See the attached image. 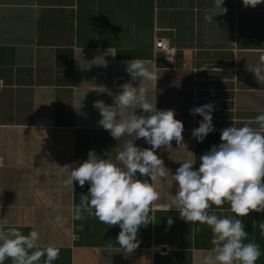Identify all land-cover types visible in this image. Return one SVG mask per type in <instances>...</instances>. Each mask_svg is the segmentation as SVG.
Returning <instances> with one entry per match:
<instances>
[{
  "label": "crops",
  "instance_id": "obj_1",
  "mask_svg": "<svg viewBox=\"0 0 264 264\" xmlns=\"http://www.w3.org/2000/svg\"><path fill=\"white\" fill-rule=\"evenodd\" d=\"M223 6L226 14L207 22L214 0H0V220L7 221L5 229L15 227L25 235L37 230L38 248L60 249L53 264H200L213 247L212 231L186 222L175 209L167 211L177 189L173 175L189 159L198 170L199 158L221 143L222 129L242 127L264 114V81L253 74L264 55V3L253 8L243 0H224ZM157 38L177 48L174 62L156 52ZM135 58L150 62L160 76L149 99L158 110H175L186 146L173 140L172 148L157 149L167 176L155 182L160 199L149 212L155 223L140 227L139 247L125 254L117 243L118 225L86 212V219H72L90 185L77 181L65 187L69 170L63 167L83 162L90 150L115 160L131 139L116 141L99 126L102 117L93 103L113 105L121 85L139 87L140 79L132 81L124 63ZM208 103L214 105L215 131L197 142L192 130L202 117L190 110ZM135 112L143 114L139 108ZM249 126L259 130L255 122ZM135 144L151 147L143 138ZM137 179L152 183L139 173ZM209 213L234 215L227 202L212 205ZM242 222L245 242L254 241L261 251L255 264H264L259 228L264 212H250Z\"/></svg>",
  "mask_w": 264,
  "mask_h": 264
},
{
  "label": "clouds",
  "instance_id": "obj_2",
  "mask_svg": "<svg viewBox=\"0 0 264 264\" xmlns=\"http://www.w3.org/2000/svg\"><path fill=\"white\" fill-rule=\"evenodd\" d=\"M261 3L264 0H243L245 7L255 8ZM223 4L224 0H214V10L205 15V20L212 22L214 16L226 14ZM124 63L131 80L140 79L139 87L125 83L120 86L122 91L113 97V105L97 100L93 107L102 117L99 126L116 141L125 135L131 139L117 152L115 160L108 158V154L103 158L90 150L86 160L63 168L69 170L65 187L72 188L77 181L81 187L86 183L90 185L87 194L80 195L79 205L73 207L72 219L82 221L86 219V212L103 224L118 225L121 231L117 243L125 254H132L139 247L140 227L155 223V217L149 216L151 206L160 199L155 182L167 176L157 149L172 148L173 140L177 145L185 144L184 125L175 118V110H158L156 102L149 99V92L153 86L156 88L160 77L150 67V62L135 58ZM253 74L257 80L264 81V55ZM3 87L4 82L0 80V90ZM138 108L143 114H136ZM213 111L212 103L190 110V114L202 117L199 126L192 130L197 142H203L215 131ZM253 122L259 124V130L249 126ZM141 138L151 147L136 146L135 141ZM220 139L219 145H213L199 158L198 170H193L196 162L191 159L177 168L173 175L176 194L167 211L175 209L186 222L207 225L211 229L213 247L200 264H255L261 251L254 241L245 242L248 232L242 218L250 212H264V114L242 127L222 129ZM137 173L149 177L152 183L137 179ZM225 202L230 204L234 215L221 218L209 213L212 205L219 207ZM172 222L169 218V225ZM6 224V220H0V264L6 259H11L12 264H40L42 258L43 264H53L59 259L58 247H37L40 239L37 230L25 235L15 227L5 229ZM79 227L84 230L83 224ZM259 228L264 235V222L259 223Z\"/></svg>",
  "mask_w": 264,
  "mask_h": 264
},
{
  "label": "built area",
  "instance_id": "obj_3",
  "mask_svg": "<svg viewBox=\"0 0 264 264\" xmlns=\"http://www.w3.org/2000/svg\"><path fill=\"white\" fill-rule=\"evenodd\" d=\"M156 52L162 53L165 59L169 62H174L177 58V48L172 46L167 39L157 38L155 41ZM157 252L162 251L161 247H156Z\"/></svg>",
  "mask_w": 264,
  "mask_h": 264
}]
</instances>
